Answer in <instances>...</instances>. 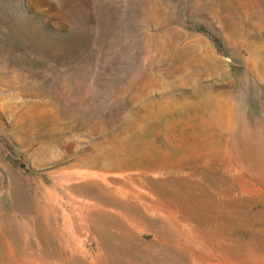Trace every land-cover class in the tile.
<instances>
[{
    "label": "rangeland",
    "instance_id": "obj_1",
    "mask_svg": "<svg viewBox=\"0 0 264 264\" xmlns=\"http://www.w3.org/2000/svg\"><path fill=\"white\" fill-rule=\"evenodd\" d=\"M0 264H264V0H0Z\"/></svg>",
    "mask_w": 264,
    "mask_h": 264
}]
</instances>
